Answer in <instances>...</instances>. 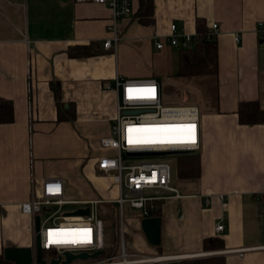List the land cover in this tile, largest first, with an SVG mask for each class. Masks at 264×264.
Wrapping results in <instances>:
<instances>
[{"label":"crops","instance_id":"1","mask_svg":"<svg viewBox=\"0 0 264 264\" xmlns=\"http://www.w3.org/2000/svg\"><path fill=\"white\" fill-rule=\"evenodd\" d=\"M139 5L132 0L134 12ZM3 14L18 23L13 32L0 28V97L15 108V122L0 125V255L34 245L32 218L21 206L47 180L62 179L68 201L107 200L113 180L97 163L100 140L115 123L116 97L106 86L118 75L159 81L154 61L175 48L158 50L155 43L166 42L172 25L196 35L202 19L220 31L216 106L200 117L201 176L187 180L183 197L162 204L159 248L132 216L131 250L169 258L160 264L209 257L264 264V125L243 126L236 114L241 102L259 101L264 110V0H155V24L123 21L117 51L103 48L112 17L106 5L12 0L0 5ZM91 45L96 55L70 57L71 48ZM54 81L61 84L62 120ZM71 110L74 120L65 119ZM206 239L225 247L206 252Z\"/></svg>","mask_w":264,"mask_h":264},{"label":"built area","instance_id":"2","mask_svg":"<svg viewBox=\"0 0 264 264\" xmlns=\"http://www.w3.org/2000/svg\"><path fill=\"white\" fill-rule=\"evenodd\" d=\"M76 1L109 7L112 12L107 28L110 38L103 42V48L117 51L124 41L121 24L134 16L132 0ZM219 31V26L215 24L210 29V34L217 38ZM196 38L197 35L188 34L180 30L177 25H172L170 34L165 38L166 42L158 41L155 47L163 50L166 44H169L177 50H187L195 45ZM239 40V37H236V41ZM106 90L116 97V117L111 134L100 140L101 153L98 157L97 170L102 176L113 180L117 198L68 201L65 197L63 180L54 179L44 182L41 194L37 197L32 195L28 202L22 204L21 210L23 214L32 218L34 241L37 235L36 218L40 217L42 250L44 254L55 252L54 258H58L66 252L92 255L105 251L106 224L101 218V210L104 206L111 205L115 207L117 220L119 239L117 252L107 258H104V254L99 259L79 264H160L169 258L140 254L129 249L126 241V210L135 211L142 220L154 218L153 213L159 211L164 202L171 198L183 197L180 190L173 186L171 161L157 158L198 154L201 151L200 109L196 105L164 106L163 88L155 78L132 80L118 75L114 78L113 84L106 86ZM149 90L154 91L150 94ZM189 125L195 126V142L188 139L189 133L186 127ZM168 128H174V140L163 139ZM130 137L134 140L157 142L129 143ZM128 154H161L162 156L130 157ZM67 206H79L78 210L89 209V214L68 215L67 212L63 213ZM53 208L57 209L53 211ZM45 215L46 219H44ZM224 229L223 225H219L217 233H222ZM53 233L67 235L51 237ZM83 233L88 234V242H52L53 239H82Z\"/></svg>","mask_w":264,"mask_h":264},{"label":"trees","instance_id":"3","mask_svg":"<svg viewBox=\"0 0 264 264\" xmlns=\"http://www.w3.org/2000/svg\"><path fill=\"white\" fill-rule=\"evenodd\" d=\"M139 9L134 12L133 19L142 26H152L155 24V0H139ZM134 11V9H133ZM197 38L195 45L187 50H179L178 54V71L176 77L184 79L213 77L218 87V74H219V46L217 38L211 36L210 29L206 26L202 19H197ZM97 50L93 45L91 46H77L70 49L69 55L72 58H85L96 55ZM98 52V51H97ZM52 91L54 92L57 107L59 111V119L62 120L61 110V84L59 81L51 82ZM217 93V88H216ZM217 101V98H216ZM70 116L65 119L74 120L73 110L68 111ZM239 123L243 126L264 125V110L262 109L259 101L241 102L238 106L237 113ZM15 122V108L10 100L0 97V125L12 124ZM180 161L179 177L182 180H197L201 176V159L198 154L184 155ZM160 210L153 213L155 218L160 217ZM101 218L105 221L106 231L108 227L117 229V220L115 214V207L108 205L104 206L101 210ZM114 242L115 239H114ZM108 244V241H106ZM118 248V242L116 244ZM224 243L219 239H206L204 241V250L218 251L224 249ZM159 248V246L157 247ZM116 253V248L106 247L105 256ZM113 254V255H114ZM56 256L55 252L44 254V258L50 261ZM92 261V260H90ZM87 261V262H90ZM224 258L222 257H209V258H195L183 260L180 264H222ZM86 262V263H87ZM85 263V262H77ZM0 264H16L14 261L7 260L5 255H0Z\"/></svg>","mask_w":264,"mask_h":264},{"label":"rangeland","instance_id":"4","mask_svg":"<svg viewBox=\"0 0 264 264\" xmlns=\"http://www.w3.org/2000/svg\"><path fill=\"white\" fill-rule=\"evenodd\" d=\"M4 0H0V5L4 4ZM17 19L11 18V16L8 14H3L0 16V28L5 30H9L10 32L14 31V28L17 27ZM20 24V23H19ZM21 27V25L19 26ZM155 68L154 71L157 74V78L159 81L164 85L163 89V105L164 106H184V105H196L201 110V115L203 109H211L216 106V81L213 77H202V78H193V79H184V78H178L176 77V73L178 71V52L174 49L172 51L171 56L166 57H160L159 59L156 58L154 61ZM182 156H176V157H166V158H157L161 160H170L171 161V167H172V174H173V186L180 189L181 193H184L183 186L189 184L187 181L182 180L179 177V166L180 161H182L184 158H181ZM134 160V159H132ZM110 184V182H109ZM107 184L108 186H110ZM107 187V186H106ZM113 186H110L106 189L104 193V199L113 200L117 198V192L113 188ZM102 200L101 198H99ZM79 206H67L64 208L63 213H72L78 210ZM57 208H53V211H55ZM137 213L132 210H126V217H125V223L127 228V235H126V241L129 245V249H131V241L132 237L129 233L130 228V221L132 220V216L136 215ZM50 215V214H49ZM47 216H44V219H46ZM114 227H108V231H106V241H108L107 247L110 248H117L116 244L119 239L117 235V229ZM114 239L116 242H114ZM153 247V246H152ZM128 249V250H129ZM113 252V251H112ZM117 252V251H116ZM50 254L51 252H47ZM114 254L109 255V252L107 255L110 257ZM107 258V257H106ZM48 260V259H47ZM77 262H83V261H76ZM87 262V261H86Z\"/></svg>","mask_w":264,"mask_h":264},{"label":"water","instance_id":"5","mask_svg":"<svg viewBox=\"0 0 264 264\" xmlns=\"http://www.w3.org/2000/svg\"><path fill=\"white\" fill-rule=\"evenodd\" d=\"M130 157L140 156V157H150L158 156L161 154H128ZM162 156V155H161ZM89 209L87 210H77L76 212L69 213L68 215H88ZM162 222L159 218H148L141 222V228L146 236L148 243L153 247H158L161 244L162 235ZM40 217L36 218V238L35 243L32 247L28 248H8L5 250L4 255L7 260L14 261L16 264H73L76 261H90L96 260L104 256L105 251H99L95 254H73L66 252L63 256H58V258H52L48 261L44 258V252L41 246V236H40Z\"/></svg>","mask_w":264,"mask_h":264},{"label":"snow or ice","instance_id":"6","mask_svg":"<svg viewBox=\"0 0 264 264\" xmlns=\"http://www.w3.org/2000/svg\"><path fill=\"white\" fill-rule=\"evenodd\" d=\"M154 90H149V93L151 94ZM149 131H158V130H149ZM186 131L189 133L188 139L191 142H195V126L194 125H189L186 127ZM157 142L154 140H134L130 137L129 143H153ZM163 142V141H160ZM67 234H62V233H53L52 236L54 237H59V236H64ZM82 239H53V243H83V242H88V234L83 233Z\"/></svg>","mask_w":264,"mask_h":264},{"label":"bare ground","instance_id":"7","mask_svg":"<svg viewBox=\"0 0 264 264\" xmlns=\"http://www.w3.org/2000/svg\"><path fill=\"white\" fill-rule=\"evenodd\" d=\"M173 132H174V128H168L165 135L163 136V139H166L168 141L174 140L173 139V134H174ZM51 237H53V236H51Z\"/></svg>","mask_w":264,"mask_h":264},{"label":"flooded vegetation","instance_id":"8","mask_svg":"<svg viewBox=\"0 0 264 264\" xmlns=\"http://www.w3.org/2000/svg\"><path fill=\"white\" fill-rule=\"evenodd\" d=\"M48 255V254H45V256Z\"/></svg>","mask_w":264,"mask_h":264}]
</instances>
